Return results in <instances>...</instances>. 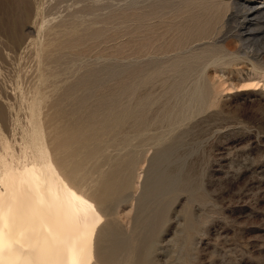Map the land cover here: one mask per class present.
Returning <instances> with one entry per match:
<instances>
[{
  "label": "rangeland",
  "instance_id": "obj_1",
  "mask_svg": "<svg viewBox=\"0 0 264 264\" xmlns=\"http://www.w3.org/2000/svg\"><path fill=\"white\" fill-rule=\"evenodd\" d=\"M235 10L220 0H0V130L6 74L26 62L103 168L120 164L112 217L125 264H264V68L231 54ZM43 17L52 24L42 30ZM0 136V169L41 159Z\"/></svg>",
  "mask_w": 264,
  "mask_h": 264
},
{
  "label": "bare ground",
  "instance_id": "obj_2",
  "mask_svg": "<svg viewBox=\"0 0 264 264\" xmlns=\"http://www.w3.org/2000/svg\"><path fill=\"white\" fill-rule=\"evenodd\" d=\"M220 2L236 8L232 14L237 47L231 54L242 55L260 71L264 68V1ZM48 22L43 21L42 30L51 26ZM257 37L262 44L254 48L252 41ZM12 68L6 74L12 90L2 108L0 132L21 152L41 159L0 169V264L127 263L130 250L126 253L116 240L117 223L112 217L113 203L124 189L120 164L105 170L98 149L64 122L60 103L52 101L53 93L47 90V80L34 81L26 62L18 61ZM115 249L121 253L116 258Z\"/></svg>",
  "mask_w": 264,
  "mask_h": 264
}]
</instances>
